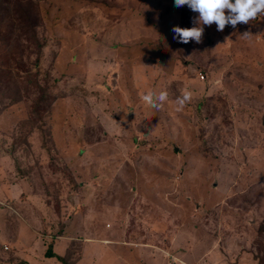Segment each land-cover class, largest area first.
I'll return each instance as SVG.
<instances>
[{
	"label": "rangeland",
	"instance_id": "1",
	"mask_svg": "<svg viewBox=\"0 0 264 264\" xmlns=\"http://www.w3.org/2000/svg\"><path fill=\"white\" fill-rule=\"evenodd\" d=\"M29 1L0 0V264H264V15L183 44L174 0Z\"/></svg>",
	"mask_w": 264,
	"mask_h": 264
},
{
	"label": "clouds",
	"instance_id": "2",
	"mask_svg": "<svg viewBox=\"0 0 264 264\" xmlns=\"http://www.w3.org/2000/svg\"><path fill=\"white\" fill-rule=\"evenodd\" d=\"M177 8L187 6L192 12L198 13L193 18L192 27L174 26L173 39L179 43L187 44L194 41L202 42L204 26H217V31H223L226 25L235 28L238 24H247L258 15H264V0H174ZM168 99V93L161 91L158 95L152 91L146 92L142 100L152 108L159 109ZM192 94L185 91L176 100L177 111H181L186 103L190 102Z\"/></svg>",
	"mask_w": 264,
	"mask_h": 264
},
{
	"label": "trees",
	"instance_id": "3",
	"mask_svg": "<svg viewBox=\"0 0 264 264\" xmlns=\"http://www.w3.org/2000/svg\"><path fill=\"white\" fill-rule=\"evenodd\" d=\"M32 3V1H29L28 0V18L26 19V20H28V26L29 27H32L31 26V20H32V22L34 21V18L32 17V14H31V12H32V10H31V7H30V4ZM33 7V6H32ZM45 88V87H44ZM44 88H42V90H45ZM48 99H49V97L47 96V95H41L40 96V99H38V100H40L39 101V103H38V100L36 99L35 100V102H34V104H33V107H32V110L35 112V113H38V111H40L39 110V105H40V102L41 101H47L46 103V105H42L41 107V109L43 110V109H45V111H43L44 113H47L48 111H49V106H50V101H51V98H50V101L48 102ZM38 103V104H37ZM43 256L44 257H54V258H56L61 264H73L69 259H68V256L67 255H58V254H56L53 250H52V243H51V241L50 242H48L47 244H46V247H45V249H44V251H43Z\"/></svg>",
	"mask_w": 264,
	"mask_h": 264
},
{
	"label": "built area",
	"instance_id": "4",
	"mask_svg": "<svg viewBox=\"0 0 264 264\" xmlns=\"http://www.w3.org/2000/svg\"><path fill=\"white\" fill-rule=\"evenodd\" d=\"M262 31L264 32V29H262ZM3 248L6 249L7 247L5 245H3ZM132 264H141L139 262H134ZM161 264H195V263H189V262H185L179 258H177L174 255H171L169 253L165 254V259Z\"/></svg>",
	"mask_w": 264,
	"mask_h": 264
},
{
	"label": "crops",
	"instance_id": "5",
	"mask_svg": "<svg viewBox=\"0 0 264 264\" xmlns=\"http://www.w3.org/2000/svg\"><path fill=\"white\" fill-rule=\"evenodd\" d=\"M151 252H153V251H151ZM150 252V253H151ZM154 253V252H153ZM166 253H169V252H167V251H164V250H161V254H159L160 255V257H159V260L158 261H156V262H154V263H150V262H144L142 259H138V260H133V261H131V263L130 264H132V263H134V262H139V263H141V264H161L163 261H164V259H165V254ZM169 254H171V255H174V254H172V253H169ZM59 255V254H58ZM154 257L155 256H157V255H153ZM174 256H176L177 258H179V256H177L176 254L174 255ZM152 257V256H151ZM51 258V257H50ZM54 258V257H53ZM56 259V258H55ZM148 259V258H147ZM179 259H181V258H179ZM57 260V259H56ZM181 260H183V259H181ZM184 261V260H183ZM186 262V261H185ZM190 263V262H189ZM196 264V263H195Z\"/></svg>",
	"mask_w": 264,
	"mask_h": 264
}]
</instances>
